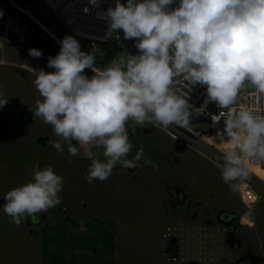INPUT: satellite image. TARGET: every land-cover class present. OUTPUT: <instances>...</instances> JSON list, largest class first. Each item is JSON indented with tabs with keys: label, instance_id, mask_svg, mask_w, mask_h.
Listing matches in <instances>:
<instances>
[{
	"label": "rangeland",
	"instance_id": "obj_1",
	"mask_svg": "<svg viewBox=\"0 0 264 264\" xmlns=\"http://www.w3.org/2000/svg\"><path fill=\"white\" fill-rule=\"evenodd\" d=\"M110 6L115 0L95 5L90 0H32L23 7L49 20L55 36L33 14H25L31 26L25 41L0 33V92L8 98L0 109L6 125L0 133V264H241L244 259L264 264V163H254L249 181L233 192L218 166L226 138L206 134L211 126L223 128L222 123L207 120L186 129L149 124L136 126L133 133L129 121V158L143 146L144 157L158 170L141 160L132 169L117 165L108 180L92 183L85 178L87 169L92 159H103L102 148L73 141L80 155L70 157L66 144L63 153L49 145L60 138L33 115L36 101L43 99L33 83L36 73L54 71L48 58L59 53L62 35L93 38L82 51H96L100 59L118 39L119 59L125 57L124 46L131 47L127 58L134 41L123 40L122 30L105 38L108 22L102 16ZM33 48L43 55L31 57ZM85 73L94 75L90 69ZM189 103L192 119L204 115V100ZM240 106L264 108V98L242 89L235 104ZM48 165L66 181L61 204L40 213L36 223L29 217L15 225L3 211L5 194ZM222 212L230 213L226 221Z\"/></svg>",
	"mask_w": 264,
	"mask_h": 264
},
{
	"label": "clouds",
	"instance_id": "obj_2",
	"mask_svg": "<svg viewBox=\"0 0 264 264\" xmlns=\"http://www.w3.org/2000/svg\"><path fill=\"white\" fill-rule=\"evenodd\" d=\"M102 18L108 22L105 38L122 30L138 54L98 71L95 54L82 51L76 38L59 41V53L48 58L54 71L40 70L33 81L43 98L33 115L60 138L49 145L63 153L66 144L70 157L80 155L73 141L102 148L103 159H92L87 169L89 183L108 180L117 165L136 168L141 160L158 170L143 146L129 158L128 122L133 133L149 124L186 129L191 94L202 86V108L215 103L223 120L222 180L233 192L241 190L253 164L264 163V108L234 106L242 89L264 98V0H115ZM29 55L43 53L33 48ZM7 103L0 92V109ZM30 174L31 181L4 196L3 211L17 226L29 217L38 222L40 213L61 204L66 181L51 165Z\"/></svg>",
	"mask_w": 264,
	"mask_h": 264
},
{
	"label": "built area",
	"instance_id": "obj_3",
	"mask_svg": "<svg viewBox=\"0 0 264 264\" xmlns=\"http://www.w3.org/2000/svg\"><path fill=\"white\" fill-rule=\"evenodd\" d=\"M123 1L126 2V0ZM25 14L31 16L29 15L28 11L23 6L20 5L19 2L15 0H0V33L11 35L25 41L29 33V30H31L30 21H28ZM124 47L125 49H127V51L125 52V57H126L131 47L130 46L129 47L127 46V48L126 46ZM120 52H121V46L119 44V52L115 56V59L111 64H115L120 60L118 57ZM248 91L249 90L247 89V92ZM205 98H206V89L202 86L196 87L191 94V100L196 101L198 103L200 100H205ZM203 105L204 103L201 104V107H203ZM208 106L207 108H201L200 111L203 112L204 114L205 117L204 121L209 120L210 123H218V122L223 123V120L219 118L218 115L220 110L217 109V107H215L213 110H209ZM214 117H216V119H214ZM212 132L214 133L216 132V134L220 133L219 135H222L223 128L211 126V128L207 130L206 133L207 136H210Z\"/></svg>",
	"mask_w": 264,
	"mask_h": 264
},
{
	"label": "water",
	"instance_id": "obj_4",
	"mask_svg": "<svg viewBox=\"0 0 264 264\" xmlns=\"http://www.w3.org/2000/svg\"><path fill=\"white\" fill-rule=\"evenodd\" d=\"M15 1L19 2L21 6H25V5L29 4L32 0H15ZM59 30H61V28ZM118 52H119V40L115 39L113 42V46L108 49V51L105 53L103 59H100V55L98 52H96V51L93 52L96 56V65L101 64V65H103V67H105V66L111 64L113 62V60L115 59V56L118 54ZM136 54H138V52H137V49L135 48V45H133V48H132L130 55H136ZM215 107H216L215 103H211L208 106V109L213 110ZM204 118H205L204 115H201L198 118H193L191 123L197 124V123L204 122ZM223 214H226V216L223 217ZM229 216H230V213H227V212H222L220 214V218L224 221H226ZM175 242H176V238L172 239L171 244H175Z\"/></svg>",
	"mask_w": 264,
	"mask_h": 264
},
{
	"label": "crops",
	"instance_id": "obj_5",
	"mask_svg": "<svg viewBox=\"0 0 264 264\" xmlns=\"http://www.w3.org/2000/svg\"><path fill=\"white\" fill-rule=\"evenodd\" d=\"M30 14V13H29ZM31 14H33V13H31ZM30 14V15H31ZM34 15V14H33ZM35 16V18H36V15H34ZM33 17V16H32ZM34 18V17H33ZM36 20H39V21H41V23L43 24V26H44V28L47 30V31H50L52 34H53V32L50 30V28L49 27H51L50 26V21L49 20H46V19H38V18H36ZM60 26V23H58V27ZM54 35V34H53ZM55 36V35H54ZM62 37H65V36H63L62 35ZM78 40H79V42H80V44H81V50H84V49H88V48H90L91 47V41L90 40H92L93 38H91V39H85L84 37H82L81 35H78Z\"/></svg>",
	"mask_w": 264,
	"mask_h": 264
},
{
	"label": "trees",
	"instance_id": "obj_6",
	"mask_svg": "<svg viewBox=\"0 0 264 264\" xmlns=\"http://www.w3.org/2000/svg\"><path fill=\"white\" fill-rule=\"evenodd\" d=\"M0 55H1V50H0ZM30 121H31V119L27 120L26 122L29 123ZM5 129H6V125L4 123V120L0 119V133L4 132Z\"/></svg>",
	"mask_w": 264,
	"mask_h": 264
},
{
	"label": "flooded vegetation",
	"instance_id": "obj_7",
	"mask_svg": "<svg viewBox=\"0 0 264 264\" xmlns=\"http://www.w3.org/2000/svg\"><path fill=\"white\" fill-rule=\"evenodd\" d=\"M226 214H223V217H225ZM229 218V217H228ZM241 264H257V262H254L253 259H244L240 261Z\"/></svg>",
	"mask_w": 264,
	"mask_h": 264
},
{
	"label": "bare ground",
	"instance_id": "obj_8",
	"mask_svg": "<svg viewBox=\"0 0 264 264\" xmlns=\"http://www.w3.org/2000/svg\"><path fill=\"white\" fill-rule=\"evenodd\" d=\"M25 8V7H24ZM27 9V8H26ZM30 15V14H29ZM32 17V16H31ZM33 18V17H32Z\"/></svg>",
	"mask_w": 264,
	"mask_h": 264
}]
</instances>
